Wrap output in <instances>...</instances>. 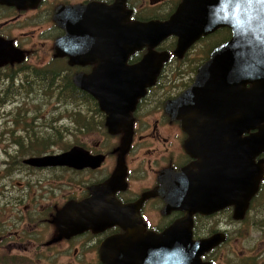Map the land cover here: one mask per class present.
Segmentation results:
<instances>
[{"label": "flooded vegetation", "instance_id": "obj_1", "mask_svg": "<svg viewBox=\"0 0 264 264\" xmlns=\"http://www.w3.org/2000/svg\"><path fill=\"white\" fill-rule=\"evenodd\" d=\"M117 1L122 4V17L128 11L127 22H147L170 19L182 0H27L20 6L0 3V39L22 55L21 60L3 62L0 73L15 76L42 69L43 82H34L39 87L57 88L68 79L72 99L85 108L86 121L78 114L73 130L68 128L71 142L37 156L79 147V160L85 156L101 160L99 165L78 162L76 166L35 167L24 163L27 156L21 158V149L5 154L0 164V264H107L103 250L111 251L109 263L120 257L122 264H157L152 251L158 245V235L172 226L178 234L188 230L193 241L216 238V243L200 254L201 264H264V150L253 159L262 167V175L245 206L234 202L238 185L235 188L226 182L221 189H205L203 197L215 201L219 194L223 199L222 193L231 192L234 201L216 208L214 204L202 205L203 211H199V205L183 199L191 193L190 187L181 189L174 179H160L163 173L172 175L184 168L191 174L200 170V158L184 148L187 144L196 150L189 144V133L166 106L193 85L200 66L230 40L232 30L220 26L201 35L180 56L174 53L179 38L176 35H169L154 47L167 52L168 57L130 111V145L119 171L123 128L111 133L98 99L74 82L76 75H90L101 65L99 71L110 73L107 65L114 60L96 51L92 44H74L73 51L78 53L73 64L54 50L56 39L66 35L63 20H72L61 13L55 21L57 8L92 3L106 8ZM76 15L84 23L85 18ZM146 52V47L133 51L125 65L138 63ZM250 87L249 82L244 85L245 89ZM254 132L250 129L242 137ZM117 205L123 210H116Z\"/></svg>", "mask_w": 264, "mask_h": 264}, {"label": "water", "instance_id": "obj_2", "mask_svg": "<svg viewBox=\"0 0 264 264\" xmlns=\"http://www.w3.org/2000/svg\"><path fill=\"white\" fill-rule=\"evenodd\" d=\"M26 1L0 0V3L20 6ZM121 5L117 1L106 8L97 3L65 6L57 8L54 15L57 22L61 13L72 18L69 22L63 20L66 35L54 43L58 55H66L73 64L77 62L78 53L73 51L74 44L83 47L92 44L96 51L114 60L107 65L110 73L99 71L101 65L90 75H76L74 82L98 99L100 109L107 115L105 123L111 133L120 127L124 130L117 170H121L123 155L130 145V111L136 98L144 94L145 87L154 82L162 62L168 57L167 52H158L154 47L169 35H176L179 38L174 53L180 56L201 35L228 26L233 32L230 40L217 47L200 66L193 85L166 106L170 115L178 118L182 128L189 133V144L196 150L187 144L184 148L200 158V170L191 174L184 168L172 175L163 173L160 179H174L181 189L190 187L191 193L183 199L186 203L199 205L196 208L199 211H203L202 205L214 204L216 208L234 201L230 199L231 192L222 193L223 199L219 194L215 201L203 197L205 189L215 186L221 189L226 182L238 185L234 202L245 206L256 192L262 175V167L253 163V159L264 150V0H182L170 19L147 22H127L128 11L122 17ZM77 13L85 18L84 23L77 19ZM79 35L95 38L91 41L90 37L77 38ZM142 47L147 48L143 58L132 66L125 65V59ZM21 56L9 42L0 39V65L8 60H21ZM248 82L251 87L245 89ZM250 129L255 132L242 137ZM226 139L231 142L225 143ZM81 150L72 147L60 154L30 156L23 161L35 167L76 166L78 162L99 165L98 157L85 156L79 160ZM116 210L123 208L117 205ZM157 241L158 245L152 251L158 258L157 264H201L200 254L217 240L211 237L193 241L188 230L178 234L172 226L158 235ZM110 253L102 251L107 264L123 263L120 257L109 263Z\"/></svg>", "mask_w": 264, "mask_h": 264}, {"label": "rangeland", "instance_id": "obj_3", "mask_svg": "<svg viewBox=\"0 0 264 264\" xmlns=\"http://www.w3.org/2000/svg\"><path fill=\"white\" fill-rule=\"evenodd\" d=\"M28 76V73L16 74L17 80L8 87L6 77L0 75V164L6 159L2 149H7L9 153L15 148L21 149L25 152V155L20 154L23 158L32 155L29 153L32 150L54 151L68 145L73 139L68 134V128L73 130L78 114L79 119L86 121L85 108L77 106L74 99H65L64 96L59 98L54 95L55 89L45 91L48 87L44 85L39 90L35 81L31 82L32 77ZM25 79L31 82L27 84L32 85L26 90ZM12 137L19 138L28 147L25 145V148H21L13 144Z\"/></svg>", "mask_w": 264, "mask_h": 264}, {"label": "trees", "instance_id": "obj_4", "mask_svg": "<svg viewBox=\"0 0 264 264\" xmlns=\"http://www.w3.org/2000/svg\"><path fill=\"white\" fill-rule=\"evenodd\" d=\"M58 69L59 68L55 69V72H58L57 71ZM29 73H30L29 75L32 77L31 78L30 76H28L29 78L32 79L31 82H33V80L36 83H42L43 82V78H42L43 77V74H42L43 70L42 69H33L32 71H29ZM0 75H2V74L0 73ZM3 76L6 77V79L8 81V87L11 86L12 84H14V82L17 80V78H15V76L13 74L12 75L10 74L9 76L4 74ZM23 80L24 79H22L21 81H23ZM2 81H4V79ZM31 82L25 79V84H26L25 85V90L30 85V84H27V83H31ZM22 86L24 87V85H22ZM38 89L42 90L39 86H38ZM49 89H55L54 90V95L59 97V98H62L64 96L65 99H67V98H71L72 99V94H71L72 90H71V86H70V80H68V79H64L63 82H62V85L57 87V88H51V85H49L48 89H45V91H47ZM31 91H32V88L29 89V92H31ZM44 93L47 94L48 92L47 93L44 92ZM1 137H2V135H1ZM11 142L13 144H15V145H18V147H21V148H25L26 146L28 147V145L25 144L26 145L25 146L23 144V142L21 140H19V138H16V137H12L11 138ZM2 150H3L4 154L9 153V151L7 149H2ZM29 153L32 154V155H36V154H39L40 151L32 150ZM20 154L25 155V152L21 151Z\"/></svg>", "mask_w": 264, "mask_h": 264}]
</instances>
